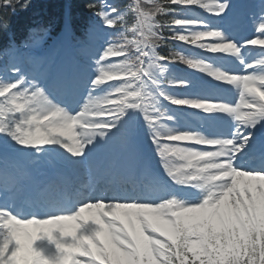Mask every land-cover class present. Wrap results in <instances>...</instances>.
<instances>
[{"label":"snow or ice","instance_id":"snow-or-ice-1","mask_svg":"<svg viewBox=\"0 0 264 264\" xmlns=\"http://www.w3.org/2000/svg\"><path fill=\"white\" fill-rule=\"evenodd\" d=\"M17 6L0 0V264H264V0L247 24L232 0H99L80 35L66 11L20 37ZM64 169L89 178L72 203Z\"/></svg>","mask_w":264,"mask_h":264},{"label":"trees","instance_id":"trees-1","mask_svg":"<svg viewBox=\"0 0 264 264\" xmlns=\"http://www.w3.org/2000/svg\"><path fill=\"white\" fill-rule=\"evenodd\" d=\"M91 3V1H90ZM55 7H53L52 9L49 10L50 13H53V11H57L55 8H58L59 5L57 3H54ZM87 5H88V0H80L78 5L74 4L73 5V9H76L74 12H73V16L75 18V21H85L88 14H89V10L87 8ZM9 21V19H13V14L9 13L8 12V9L4 10L3 13H2ZM78 14L81 15V17H78Z\"/></svg>","mask_w":264,"mask_h":264}]
</instances>
